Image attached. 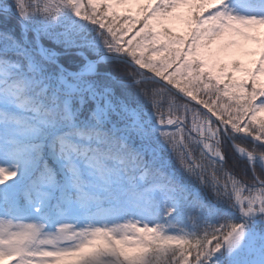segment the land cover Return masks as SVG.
<instances>
[{"label":"snow or ice","instance_id":"obj_1","mask_svg":"<svg viewBox=\"0 0 264 264\" xmlns=\"http://www.w3.org/2000/svg\"><path fill=\"white\" fill-rule=\"evenodd\" d=\"M0 264H264V0H0Z\"/></svg>","mask_w":264,"mask_h":264}]
</instances>
